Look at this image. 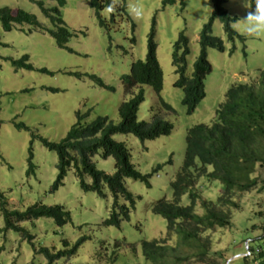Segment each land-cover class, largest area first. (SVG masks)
<instances>
[{
  "label": "rangeland",
  "instance_id": "1",
  "mask_svg": "<svg viewBox=\"0 0 264 264\" xmlns=\"http://www.w3.org/2000/svg\"><path fill=\"white\" fill-rule=\"evenodd\" d=\"M108 2L101 10L92 7L91 0H64L62 6L55 0H0V9L8 8L13 13L22 10L34 15L41 26L16 24L5 32L0 23V193L9 210L21 212L41 203L62 206L70 213V222L61 228L48 218L21 223L34 237L35 247L58 251L63 248V239L73 245L80 237L86 238L74 256L55 264H98L99 250H106L108 255L118 253L121 261L118 264H133L136 260V264L144 263L141 243L165 234V220L153 214L151 206L157 200L172 199L170 182L183 162L186 131L197 125L210 126L228 89L234 84L251 83L260 70L264 71V36L243 34V26L236 21L232 27L244 41L237 39L235 51L230 53L232 44L227 41L221 23L214 21L212 33L223 40L225 52L207 49L212 71L204 80L205 98L188 114L182 105L183 91L174 86L178 75L172 65L173 46L180 33L188 37L190 76L200 51L202 27L213 11L212 1L118 0L112 12L108 7L113 0ZM40 4L43 9L59 11L57 16L62 18L69 33L65 47L59 48L52 38L50 32L55 27ZM132 5L142 7V19L136 20L130 14ZM251 6L249 1L248 7ZM223 8L236 19L251 10L243 7L241 0H227ZM152 26L156 56L163 74L160 96L172 108V112H162V118L172 124L173 130L169 136L144 142L132 135L112 137L125 144L131 163L140 173L152 176L148 181L150 187L126 179L128 191L139 198L135 208L120 228L104 226L102 222L109 217L112 204L107 189L106 198L83 192L70 170L63 185L49 193L57 176V156L45 148L43 141H61L76 124L78 115L85 116L83 123L98 117L119 123L118 106L127 99L122 79L133 62L145 60ZM144 92L145 101L138 110L139 121L150 120L149 110L154 103L152 90L145 87ZM30 154L34 173L27 175ZM92 161L97 169L114 173L112 158L104 160L97 155ZM154 169L157 171L152 174ZM261 175L264 177V172ZM86 182L90 183V179ZM200 192L203 199L214 201L220 189L217 183L210 182L201 185ZM181 202L186 205L187 197L183 196ZM257 203L264 208V192L254 191L242 197L241 204L248 212L255 211ZM242 215L245 214L233 215V231L225 229L212 235L213 252L225 251L244 236ZM3 228L0 210V264H46L42 256L34 254L30 242L12 230L4 232ZM230 255L228 252L226 256ZM215 261L222 263L217 258Z\"/></svg>",
  "mask_w": 264,
  "mask_h": 264
},
{
  "label": "trees",
  "instance_id": "2",
  "mask_svg": "<svg viewBox=\"0 0 264 264\" xmlns=\"http://www.w3.org/2000/svg\"><path fill=\"white\" fill-rule=\"evenodd\" d=\"M55 1L60 6L64 4V0ZM211 1L213 11L202 27L200 51L190 76L187 66V58L191 52L188 37L180 33L173 46L172 65L178 75L174 86L183 91L182 105L188 114L205 98L204 80L212 71L207 59V49L225 52L223 40L212 33L213 22L218 20L221 23L227 41L232 44L230 53L235 51L237 39L244 41L232 27L237 19L223 8L227 0ZM108 4V0H91V6L101 10ZM40 8L55 27L50 33L57 46L65 47L69 33L62 18L57 16L59 11L56 8L43 9L41 4ZM0 23L5 32L11 31L16 24L41 27L34 15L22 10L12 13L8 8L0 9ZM153 30L152 26L145 60L133 62L122 79L127 99L118 106L119 123L113 124L107 117L83 123L85 116L78 115L76 124L61 141H43L45 148L57 156V176L49 193L57 191L63 185L70 170L83 192H92L100 198H106L107 189L112 196V204L109 217L102 222L104 226L120 228L122 222L129 220L130 211L135 208L139 198L128 191L126 179L139 181L150 187L148 181L152 176L140 173L131 163V155L125 144L114 141L112 137L132 135L144 142L169 136L173 130L172 124L162 118V112H172V108L160 96L163 74L156 56ZM145 87L152 90L154 103L149 110L150 120L139 121L138 110L145 101ZM184 144L182 165L170 182L172 199L157 200L151 206V212L165 220V234L158 239L141 243L144 263L140 261L139 264H216L215 258L220 259L221 264H264V208L257 203L255 211L251 213V210L248 212L241 204L245 195L254 191H258V194L264 192V177L261 175L264 172V71L260 70L256 80L251 83L232 85L215 113L214 122L210 126L197 125L188 129ZM97 155L104 160H114L113 174L97 169L92 161ZM31 160L30 154L27 175L34 173ZM156 171L154 169L152 174ZM87 178L90 183L86 182ZM210 182L217 183L220 189V194L214 201L203 199L200 195L201 185ZM183 196L187 197L186 205L181 202ZM0 210L4 222L3 231L12 230L31 244L34 237L21 226L22 222L48 218L56 227L61 228L71 220L70 213L59 205L35 203L21 212L9 210L1 193ZM235 213L245 214L241 216V220L245 222L241 231L244 236L225 251L213 252L212 235L225 229L233 231L235 226L232 219ZM85 241V237H80L70 245L63 239V248L58 251L44 246L35 247L34 244L32 248L34 254L45 259L46 264H55L59 260H69ZM238 244L241 248L238 246L240 249L236 250ZM132 251L136 254L135 246H132ZM228 252H231L230 256H226ZM96 258L98 264L121 262L118 253L108 255L106 250H99ZM233 258L237 259L233 261Z\"/></svg>",
  "mask_w": 264,
  "mask_h": 264
},
{
  "label": "clouds",
  "instance_id": "3",
  "mask_svg": "<svg viewBox=\"0 0 264 264\" xmlns=\"http://www.w3.org/2000/svg\"><path fill=\"white\" fill-rule=\"evenodd\" d=\"M117 3L118 0H113L108 11H114ZM241 3L243 7L251 9L243 17L237 19V23L243 26V34L254 37L264 36V0H254V8L248 7L249 0H241ZM130 14L134 19L140 20L143 18V9L138 5H132Z\"/></svg>",
  "mask_w": 264,
  "mask_h": 264
}]
</instances>
